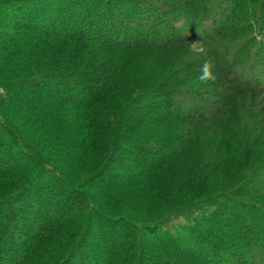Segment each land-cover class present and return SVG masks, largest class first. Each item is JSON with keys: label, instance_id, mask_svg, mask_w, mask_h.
<instances>
[{"label": "trees", "instance_id": "16d2710c", "mask_svg": "<svg viewBox=\"0 0 264 264\" xmlns=\"http://www.w3.org/2000/svg\"><path fill=\"white\" fill-rule=\"evenodd\" d=\"M0 264H264V0H0Z\"/></svg>", "mask_w": 264, "mask_h": 264}, {"label": "clouds", "instance_id": "9594fccd", "mask_svg": "<svg viewBox=\"0 0 264 264\" xmlns=\"http://www.w3.org/2000/svg\"><path fill=\"white\" fill-rule=\"evenodd\" d=\"M195 43V42H193ZM214 65L210 61H205L201 67H200V74L196 79L201 83V84H207L209 81L215 82L216 80V75L213 71Z\"/></svg>", "mask_w": 264, "mask_h": 264}, {"label": "rangeland", "instance_id": "374dc122", "mask_svg": "<svg viewBox=\"0 0 264 264\" xmlns=\"http://www.w3.org/2000/svg\"><path fill=\"white\" fill-rule=\"evenodd\" d=\"M181 22H179L178 23V25L180 24ZM207 25H208V23L207 22H204V23H202L201 24V26H198V27H190V28H185L184 27V30H185V33L186 34H188L190 37H193V38H195V39H199V37L201 36V32H202V29L203 28H206L207 29ZM198 37V38H197ZM198 42L199 41H195V43H193L194 44V47L196 48V49H199L200 48V46H199V44H198Z\"/></svg>", "mask_w": 264, "mask_h": 264}]
</instances>
